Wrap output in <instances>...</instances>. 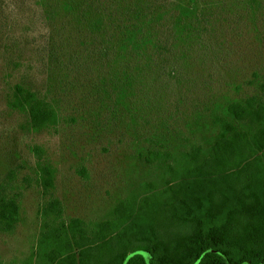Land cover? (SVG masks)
I'll use <instances>...</instances> for the list:
<instances>
[{"label":"rangeland","instance_id":"obj_1","mask_svg":"<svg viewBox=\"0 0 264 264\" xmlns=\"http://www.w3.org/2000/svg\"><path fill=\"white\" fill-rule=\"evenodd\" d=\"M107 1L0 0V186L14 169L5 193L20 205L15 228L0 230V264L35 250L49 200L66 221L110 217L120 199L160 184L163 169L142 154L180 157L209 141L230 101L262 92L264 0H162L154 30L135 40L108 29ZM17 83L55 106V125L35 130L8 105ZM35 146L55 169L49 194Z\"/></svg>","mask_w":264,"mask_h":264},{"label":"trees","instance_id":"obj_2","mask_svg":"<svg viewBox=\"0 0 264 264\" xmlns=\"http://www.w3.org/2000/svg\"><path fill=\"white\" fill-rule=\"evenodd\" d=\"M161 1L120 6L108 0V29H125L131 40L154 30L152 14L165 11ZM261 91L230 101L224 114L212 117L209 141L192 143L180 157L165 149L142 154L163 169L160 184L149 182L150 190L120 199L110 217L92 226L79 217L66 221L61 202L49 200L43 214L51 222L23 264H122L137 248L150 252V264H228L224 255L230 264H264V84ZM8 105L25 112L35 130L58 122L55 106L20 83ZM33 152L38 182L49 194L55 169L40 146ZM14 177L12 169L0 186V230L19 221V202L5 193ZM127 264L147 262L135 254Z\"/></svg>","mask_w":264,"mask_h":264},{"label":"water","instance_id":"obj_3","mask_svg":"<svg viewBox=\"0 0 264 264\" xmlns=\"http://www.w3.org/2000/svg\"><path fill=\"white\" fill-rule=\"evenodd\" d=\"M135 254H141V255H143V257L145 258L147 264H150V261H149V260H150V256H151V254H150V252H149L148 250L143 249V248H138V249H135V250L130 251V252L126 255V257H125V259H124V261H123L122 264H127L128 260H129L133 255H135ZM224 257L226 258L228 264H230V261L228 260L227 256L224 255ZM198 262H199V259H198L194 264H198ZM242 264H259V263H251L250 261H247V260H246V261H244Z\"/></svg>","mask_w":264,"mask_h":264}]
</instances>
